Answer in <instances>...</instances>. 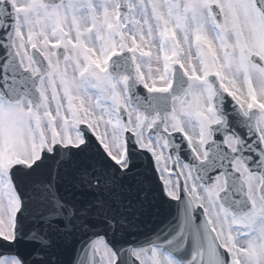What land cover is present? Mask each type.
<instances>
[{"label": "snow or ice", "instance_id": "1", "mask_svg": "<svg viewBox=\"0 0 264 264\" xmlns=\"http://www.w3.org/2000/svg\"><path fill=\"white\" fill-rule=\"evenodd\" d=\"M0 264H264V0H0Z\"/></svg>", "mask_w": 264, "mask_h": 264}]
</instances>
